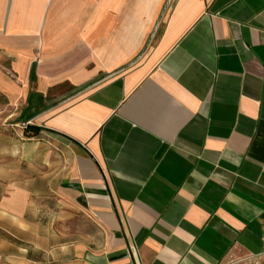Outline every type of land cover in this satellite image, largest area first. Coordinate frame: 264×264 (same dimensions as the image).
<instances>
[{"label": "crops", "instance_id": "obj_1", "mask_svg": "<svg viewBox=\"0 0 264 264\" xmlns=\"http://www.w3.org/2000/svg\"><path fill=\"white\" fill-rule=\"evenodd\" d=\"M0 264H264V0H0Z\"/></svg>", "mask_w": 264, "mask_h": 264}, {"label": "trees", "instance_id": "obj_2", "mask_svg": "<svg viewBox=\"0 0 264 264\" xmlns=\"http://www.w3.org/2000/svg\"><path fill=\"white\" fill-rule=\"evenodd\" d=\"M27 131H31L32 135H36L39 133V131L41 130V127L39 126H34V125H27L26 128H25Z\"/></svg>", "mask_w": 264, "mask_h": 264}]
</instances>
